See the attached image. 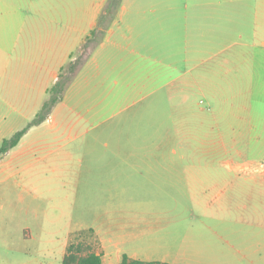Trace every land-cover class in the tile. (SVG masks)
<instances>
[{"label":"crops","instance_id":"0c3cea01","mask_svg":"<svg viewBox=\"0 0 264 264\" xmlns=\"http://www.w3.org/2000/svg\"><path fill=\"white\" fill-rule=\"evenodd\" d=\"M106 3L0 0V146L21 130L19 118L37 116L59 69L95 28ZM88 69L106 80L134 71L141 86L152 76L149 69L156 79L166 70L173 75L172 95L182 102L196 92L205 97L218 144L209 156L169 161H221L228 171L199 176L189 191L203 209L202 236L188 228L183 237L166 240L161 256L140 257L126 252L124 241L94 232L102 264H120L123 254L169 264H264V171L255 167L264 161V0H121L77 77ZM21 138L0 152L2 170L29 154Z\"/></svg>","mask_w":264,"mask_h":264},{"label":"rangeland","instance_id":"374dc122","mask_svg":"<svg viewBox=\"0 0 264 264\" xmlns=\"http://www.w3.org/2000/svg\"><path fill=\"white\" fill-rule=\"evenodd\" d=\"M148 73L142 86L134 71L107 80L76 73L40 122L19 118L30 152L0 166V264H62L67 244H81L84 255L98 249L97 236L158 257L188 228L202 236L203 209L189 191L199 176L226 175V166L169 160L211 154L219 141L208 127L211 106L198 92L185 102L172 95L170 72ZM255 167L264 171V161Z\"/></svg>","mask_w":264,"mask_h":264},{"label":"trees","instance_id":"16d2710c","mask_svg":"<svg viewBox=\"0 0 264 264\" xmlns=\"http://www.w3.org/2000/svg\"><path fill=\"white\" fill-rule=\"evenodd\" d=\"M121 0H107L103 7V11L99 16L95 28L91 30L88 36L85 37L83 43L79 46L77 52L70 55L69 60L59 69L57 79L54 84L47 90V98L43 102L37 117L33 122H40L45 115L49 113L54 104L61 100L63 93L68 84L73 80L77 71L85 63L89 49L98 44L110 22L112 21ZM77 55L75 56V54ZM26 128L19 130L9 139H5L1 145V151H5L9 147L15 146L20 140ZM90 229V228H89ZM82 249L81 244L69 243L66 247V252L62 258V264H102L101 253H96L94 250L89 251L84 255H79ZM120 264H169L164 261H144L130 258L126 254L121 257Z\"/></svg>","mask_w":264,"mask_h":264},{"label":"flooded vegetation","instance_id":"af4514ba","mask_svg":"<svg viewBox=\"0 0 264 264\" xmlns=\"http://www.w3.org/2000/svg\"><path fill=\"white\" fill-rule=\"evenodd\" d=\"M12 136H13V135H12ZM12 136H11V137H12ZM2 144H3V142H2ZM2 144H1V145H2ZM13 147H14V146H13ZM11 148H12V147H9V148L6 149L5 151H1V146H0V152H1V153H4V152L8 151V150L11 149Z\"/></svg>","mask_w":264,"mask_h":264}]
</instances>
